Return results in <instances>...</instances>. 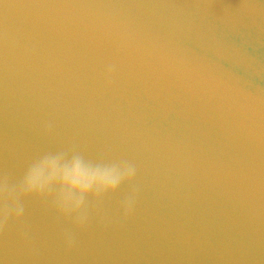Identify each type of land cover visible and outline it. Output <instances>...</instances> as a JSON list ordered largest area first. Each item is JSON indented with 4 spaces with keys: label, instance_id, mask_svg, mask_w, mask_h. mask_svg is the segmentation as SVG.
<instances>
[{
    "label": "water",
    "instance_id": "1",
    "mask_svg": "<svg viewBox=\"0 0 264 264\" xmlns=\"http://www.w3.org/2000/svg\"><path fill=\"white\" fill-rule=\"evenodd\" d=\"M45 154L136 175L19 193L0 264H264V0H0V206Z\"/></svg>",
    "mask_w": 264,
    "mask_h": 264
},
{
    "label": "clouds",
    "instance_id": "2",
    "mask_svg": "<svg viewBox=\"0 0 264 264\" xmlns=\"http://www.w3.org/2000/svg\"><path fill=\"white\" fill-rule=\"evenodd\" d=\"M136 175L134 165L117 161L105 165L88 164L79 156L66 159L60 154H45L32 162L19 186L3 191V205L0 212L5 216L19 218L24 212L19 193L41 195L53 187L57 189L58 210L82 222L86 199L90 195L116 193L123 184L131 183ZM130 197L125 211L131 212Z\"/></svg>",
    "mask_w": 264,
    "mask_h": 264
}]
</instances>
